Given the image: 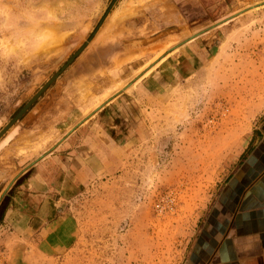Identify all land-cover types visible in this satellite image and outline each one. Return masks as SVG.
<instances>
[{"label":"rangeland","instance_id":"obj_1","mask_svg":"<svg viewBox=\"0 0 264 264\" xmlns=\"http://www.w3.org/2000/svg\"><path fill=\"white\" fill-rule=\"evenodd\" d=\"M177 1L181 11L173 0H117L104 20L113 0H0V133L88 44L0 140L6 250L29 233L13 222L15 197L34 190L33 172L21 175L124 94L109 129L117 169L71 190L51 184L57 246L35 252L38 232L29 253L36 264L187 262L264 139V0ZM164 59L154 74L165 84L137 92Z\"/></svg>","mask_w":264,"mask_h":264},{"label":"crops","instance_id":"obj_2","mask_svg":"<svg viewBox=\"0 0 264 264\" xmlns=\"http://www.w3.org/2000/svg\"><path fill=\"white\" fill-rule=\"evenodd\" d=\"M177 2L173 0V4L181 11L179 7L182 9V4ZM164 61L165 59L160 61L132 87L143 94L150 87L159 89L160 80L164 85L165 75H161L160 79L154 74ZM123 95L115 97L91 115L52 153L33 160L30 168L21 175L20 178L33 172L29 181L34 190L23 198L15 197L13 204L18 209L13 211V222L19 229L26 223L24 229L29 230V233H19L16 242H12L7 250L0 244V264H36L27 245L38 232L39 241L35 252L46 254L49 246H57L56 241H50L52 237L54 240L58 238V230L54 225L56 222L59 225L55 204L49 201V193L54 191L49 189L51 184L60 180V185L71 190L86 182L92 175H99L106 170L114 172L117 169L120 158L113 151L120 145L109 133V129L112 123H116L117 117L122 118L115 112L119 106L124 107ZM125 114L127 116L128 113ZM253 146L255 144L251 142L249 147ZM235 182L236 187L228 189L223 195L221 208L211 214L185 264H264V139L245 157ZM12 189L11 187L10 190ZM62 237L65 239V246H68L70 234L62 232Z\"/></svg>","mask_w":264,"mask_h":264},{"label":"water","instance_id":"obj_3","mask_svg":"<svg viewBox=\"0 0 264 264\" xmlns=\"http://www.w3.org/2000/svg\"><path fill=\"white\" fill-rule=\"evenodd\" d=\"M117 0H113V2L111 3L108 11L106 12L105 16H104V20L107 17V15L110 13L111 9L113 8V6L115 5ZM103 20V21H104ZM103 24V22H101L98 26V28L95 30L94 34L91 36V38L89 39V42H91L93 40V38L95 37L96 33L98 32L99 28L101 27V25ZM88 46V44H85L68 62L67 64L62 68V70L57 73L52 79L51 81L44 86V88H42V90L23 108H21L19 110V112L15 115V117L12 119L11 123L4 128V130L0 133V140L3 138V136H5V134L18 122L20 121L25 114L30 110V108L37 102V100L41 97V95L51 86V84H53L59 77L60 75L69 68V66L75 62V60L83 53V51L85 50V48Z\"/></svg>","mask_w":264,"mask_h":264},{"label":"flooded vegetation","instance_id":"obj_4","mask_svg":"<svg viewBox=\"0 0 264 264\" xmlns=\"http://www.w3.org/2000/svg\"><path fill=\"white\" fill-rule=\"evenodd\" d=\"M3 190H4V189H2V190L0 191V195L2 194Z\"/></svg>","mask_w":264,"mask_h":264},{"label":"bare ground","instance_id":"obj_5","mask_svg":"<svg viewBox=\"0 0 264 264\" xmlns=\"http://www.w3.org/2000/svg\"><path fill=\"white\" fill-rule=\"evenodd\" d=\"M126 8V7H125ZM163 49V48H162ZM158 50V49H157ZM146 53V52H145ZM154 53V52H153ZM144 54V53H143ZM86 97V96H85Z\"/></svg>","mask_w":264,"mask_h":264}]
</instances>
